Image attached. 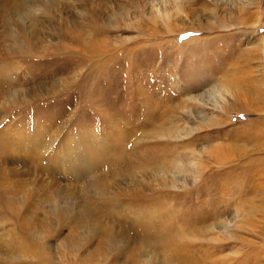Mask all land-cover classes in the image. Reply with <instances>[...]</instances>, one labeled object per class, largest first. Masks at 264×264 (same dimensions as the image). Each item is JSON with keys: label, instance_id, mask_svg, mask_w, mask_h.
<instances>
[{"label": "rangeland", "instance_id": "rangeland-1", "mask_svg": "<svg viewBox=\"0 0 264 264\" xmlns=\"http://www.w3.org/2000/svg\"><path fill=\"white\" fill-rule=\"evenodd\" d=\"M87 1L23 0L24 9L34 4L47 16L36 26L26 21L19 43L33 41L29 54L19 48L2 58L12 64L8 88L21 96L17 108L7 97L0 134L17 141L22 131H34L43 145L25 163L0 154V176L21 171L32 184L14 196L0 186V196L23 200L35 185L38 218H50L58 235L44 241L54 257L71 228L78 229L60 221L71 206L95 211L117 233L120 250L99 256V264H164L161 248L139 257L141 241L127 225L98 212L102 202L91 188L105 176L111 193H125L124 207L144 195L197 219L199 227L214 223L213 234L194 242L202 254L216 247L213 259L225 264H264V0H169L168 17L159 9L162 0ZM86 45L103 55L91 69ZM214 89L219 97L209 95ZM83 134L106 142V149L84 158L81 139L72 140ZM50 139L56 151L47 162ZM150 155H175L174 163L188 162L193 173L168 174L176 182L157 200L159 187L140 170L149 167ZM179 220L175 215L176 228L185 230ZM15 222L0 211V229L10 226L19 236ZM97 236L81 255L97 257V241L106 240Z\"/></svg>", "mask_w": 264, "mask_h": 264}, {"label": "bare ground", "instance_id": "bare-ground-1", "mask_svg": "<svg viewBox=\"0 0 264 264\" xmlns=\"http://www.w3.org/2000/svg\"><path fill=\"white\" fill-rule=\"evenodd\" d=\"M90 2H92V0ZM175 5L176 4H174V6ZM23 6V0H0V110L6 106L7 97L10 95H13V97L10 98L8 105L17 108L19 105V97L21 96L20 93L17 94L15 98V93H11L10 88H8L14 84V78L10 76L11 71L8 72V68L11 69L12 64L5 63L2 58L8 56L7 53L9 54L10 52L9 55L15 54V52L12 51L19 48L25 50L24 54H29L34 49L33 41L26 36L25 39L28 40H25L26 42L21 44L19 43V41L25 37L24 30L26 31L28 29L26 27V21L29 20L32 26H36V24L32 22L38 20L40 15L47 16L42 15L41 8H37L34 4L32 8L27 9H24ZM48 6H50V4H48ZM172 7V2L170 3L169 0H162V5L159 6V9L168 17V13ZM13 30H15L16 36L13 35ZM39 47L40 44L37 48ZM89 49L88 46L84 48V53L92 54L88 59L91 64V69L102 61L100 57L103 55H100L102 51H96L94 48ZM34 53L35 55L41 54V50L37 49ZM218 92L219 91H215L214 89L211 90L209 95L215 98V96L219 94ZM5 130L6 128L4 131ZM33 133L31 131H27L26 133L22 131L17 141H8L5 134H0L1 159L14 162L22 161L24 163L33 161L41 151L43 145L31 137ZM76 139H81L83 153L81 155L84 158L86 156L90 157L89 150L100 152L106 149V142L101 141L93 135L83 134L82 137H74L72 140L75 141ZM53 144L54 141L51 139L47 143L48 151L45 157L47 162L50 161V154L56 151ZM156 156L150 155L148 157L149 159L146 158L145 160H147L149 167H143L140 170H143V173L146 172L149 176L153 177L155 184L159 187L158 195L153 194V197L158 196L156 199L159 200L162 196H165V194H159V192L165 190L166 187L173 186V182L175 181L173 177H171L170 180L168 177L170 175L168 174H181L185 177L187 174L193 172L188 167V162L185 163V161H182L181 165L174 163L176 159L175 155L169 157ZM96 161L92 166H99L100 159H98V164ZM117 177H119V174ZM26 178V173L21 171L18 174L11 173L8 175H1L0 186L8 192L7 196H14L10 192L15 191L21 193L26 186L32 185L29 183L30 179ZM145 181L146 179L144 182ZM147 182L148 181H146V183ZM112 185L111 181L107 180L105 176L94 181V185L91 189L95 191L97 198L102 202V207L97 206V209H99L98 212L105 214L108 220H112L114 224L119 223L121 226L122 221L123 225H127V229L133 232L138 240L141 241L138 248L139 257L143 256L146 252H148L149 255H153L155 251H157V247H159L163 250L162 253L165 254L163 257L164 264H225L224 260L221 258L213 259L218 250L216 247H209L210 252H208V255H204L202 254L204 249L202 244L194 243L199 239L207 238L206 236L213 234L214 223H210L209 225L205 224V227H199L197 219H192L187 214L179 215L174 208L168 206L169 204H165L166 201L160 204L153 203L156 202V200L153 199L151 202L148 197L144 195L138 196L136 204H134L132 199L128 204V208L124 207L120 198L125 193H111L109 187H112ZM38 196L39 194H37L35 185L31 197H25L23 200H14L0 196V207H2L0 211L6 215H8L9 212L13 216L16 220L13 224H15V230L19 235L17 236L13 231L9 232L13 230L10 226L8 230L4 228L0 229V264H93L92 261H95V264H99L100 262L102 263L100 257L116 255V253H118L117 251L120 249H118L117 233L112 227L104 223L102 224V221L96 216L97 213L95 211L86 209L84 213H81L74 211L71 206H66L61 212V215H65L60 219L61 223L65 224L67 227L76 225L78 229L71 228L70 234L64 238L60 248L57 251L55 250L56 257H54L50 248L44 244V241L53 235V237H57L58 235L56 236L51 228L52 222L50 218H38V211H36L37 202H35ZM90 199L87 193V200L89 201ZM33 202H35V205ZM106 204L111 205L105 206ZM135 205H138V209ZM131 207H134V209L132 210ZM25 209L28 210L24 214H21V211ZM174 214L177 215V219L180 218L179 224L185 225L186 231L180 226L176 228ZM192 217L198 218L199 216L194 215ZM104 228H106V232L101 233V231L104 232ZM95 235H98L99 241L106 237V240H103V242L101 241L98 243L96 240L97 247L99 248L98 254L96 253L97 257L87 258L84 256L85 253L81 255L82 249L87 247L91 240L95 239ZM106 243L107 246H105ZM172 247L175 251H173ZM104 249L106 250L103 251ZM150 264H156L155 260L154 263L151 262Z\"/></svg>", "mask_w": 264, "mask_h": 264}]
</instances>
